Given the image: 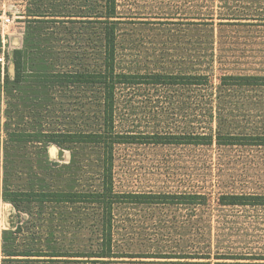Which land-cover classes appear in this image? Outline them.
<instances>
[{"label":"rangeland","instance_id":"rangeland-1","mask_svg":"<svg viewBox=\"0 0 264 264\" xmlns=\"http://www.w3.org/2000/svg\"><path fill=\"white\" fill-rule=\"evenodd\" d=\"M100 4L0 0V193L100 189L101 147L10 141L14 131L101 129L97 86L31 76L100 65L99 24L87 22ZM117 13L120 71L205 74L210 83L118 86L116 131L128 142L115 146V190L212 196L201 205L116 204L113 264H264V207L218 203L219 193L264 194V146L144 143L217 127L264 135V86L221 85L223 75H264V0H117ZM100 213L93 205L18 210L0 199V264H100L71 257L100 249Z\"/></svg>","mask_w":264,"mask_h":264},{"label":"trees","instance_id":"trees-1","mask_svg":"<svg viewBox=\"0 0 264 264\" xmlns=\"http://www.w3.org/2000/svg\"><path fill=\"white\" fill-rule=\"evenodd\" d=\"M99 11L89 7L87 22L99 24L101 40V63L99 66L81 71L59 70L40 72L37 77L39 83L55 86H73L83 83L87 87L97 86L102 94L103 123L99 131L91 132H29L14 131L10 133V141L18 143H55L59 146L76 144H95L102 148V184L100 189L92 191H77L66 189H12L7 188L0 193V199L9 202L18 210L36 204L64 205H93L100 210V249L87 255L71 257L94 258L100 264H113L118 256L113 251V209L119 203L134 204H205L212 193H118L114 186V150L117 144L126 143L123 135L116 131L115 109L116 91L118 86L149 83L155 85H206L210 83L209 75L205 74H168L152 73L136 75L118 69V41H117V0H102ZM222 50V49H220ZM22 50H16V75L21 73ZM1 66V65H0ZM1 76V72H0ZM1 80V77H0ZM221 85L225 86H264V75L232 74L221 77ZM209 130V131H208ZM149 144H195L219 146H264V135H247L229 132L223 127L216 129L204 128L203 131L180 135L154 134L144 138ZM219 205L232 206H263L264 194L258 193H219ZM15 256V254H14ZM36 256V255H34ZM39 256V255H38ZM56 256V255H53Z\"/></svg>","mask_w":264,"mask_h":264},{"label":"built area","instance_id":"built-area-1","mask_svg":"<svg viewBox=\"0 0 264 264\" xmlns=\"http://www.w3.org/2000/svg\"><path fill=\"white\" fill-rule=\"evenodd\" d=\"M0 63L3 64L4 63V57L0 56Z\"/></svg>","mask_w":264,"mask_h":264}]
</instances>
